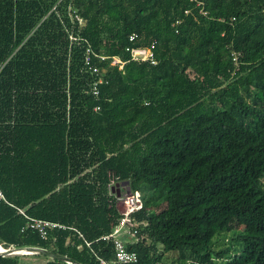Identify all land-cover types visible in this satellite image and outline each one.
Instances as JSON below:
<instances>
[{"label":"trees","instance_id":"obj_1","mask_svg":"<svg viewBox=\"0 0 264 264\" xmlns=\"http://www.w3.org/2000/svg\"><path fill=\"white\" fill-rule=\"evenodd\" d=\"M200 9L0 0V253L112 260L113 240L100 239L118 224L127 187L142 202L125 242L136 264L170 253L176 264H264V0ZM152 44L154 65L126 52ZM86 48L122 69L93 58L90 73ZM30 219L61 228L42 239Z\"/></svg>","mask_w":264,"mask_h":264},{"label":"built area","instance_id":"obj_2","mask_svg":"<svg viewBox=\"0 0 264 264\" xmlns=\"http://www.w3.org/2000/svg\"><path fill=\"white\" fill-rule=\"evenodd\" d=\"M195 3L197 7H200V13L205 15L203 8L205 6V0H190ZM70 16L74 20L78 22L79 25H82L83 21L78 14L74 11L69 12ZM188 12L186 11L185 14ZM135 38V34L131 35L129 40L133 41ZM70 41H75L76 39L73 36H69ZM154 44H152L147 49H130L127 48L126 52L129 53L132 61H149L152 65L155 64L154 53H153ZM93 58H97L100 62H108V64L112 67H118L122 69L124 63L121 62L118 58L115 57H106L103 55H96L90 48H86L84 54V65L87 70L92 74H97L99 72V68L97 66H93L92 61ZM101 84V80L97 81L93 85L92 92L94 95H98V85ZM5 198L3 196L2 191L0 190V203L4 202ZM121 205V209H120ZM116 208L121 215L118 224L114 226L113 231L108 236H103L100 240H107L111 238L113 240V259L105 260L102 258H97V264H136L138 262V256L134 252H130L126 248V241H130L135 237V226L137 225L132 219V214L140 211L142 209V202L140 199V194L138 192L130 193L125 192L121 197L118 198L116 203ZM28 228L38 232L39 236L42 239H45L48 231L56 228H61V226L57 223H51L48 221L30 219L28 222ZM79 238H82V235L79 234ZM87 247H90V244L85 242ZM5 251V250H4Z\"/></svg>","mask_w":264,"mask_h":264},{"label":"water","instance_id":"obj_3","mask_svg":"<svg viewBox=\"0 0 264 264\" xmlns=\"http://www.w3.org/2000/svg\"><path fill=\"white\" fill-rule=\"evenodd\" d=\"M125 185H128V183L126 182ZM0 255H2V256L41 255V256L49 257V258L56 259L59 261H63L67 264H76V263H73L67 257H62V256L56 255L54 253H51L49 251H45V250L37 249V248H27L24 251L5 250L2 253H0Z\"/></svg>","mask_w":264,"mask_h":264},{"label":"rangeland","instance_id":"obj_4","mask_svg":"<svg viewBox=\"0 0 264 264\" xmlns=\"http://www.w3.org/2000/svg\"><path fill=\"white\" fill-rule=\"evenodd\" d=\"M123 186H126L125 184H123ZM121 186V187H123ZM124 189V187H123ZM122 190V192H126L129 190L127 189V187H125V189ZM126 190V191H125ZM122 194V193H121ZM120 209H121V205H120ZM176 258H177V254L176 253H170V254H166L164 256V263L162 264H176L175 261H176ZM42 261H45L43 257H39V256H33V255H29V256H24L20 259V263L19 264H38V263H41Z\"/></svg>","mask_w":264,"mask_h":264},{"label":"crops","instance_id":"obj_5","mask_svg":"<svg viewBox=\"0 0 264 264\" xmlns=\"http://www.w3.org/2000/svg\"><path fill=\"white\" fill-rule=\"evenodd\" d=\"M33 256H35V255H33ZM38 264H46V261H42L41 263H38Z\"/></svg>","mask_w":264,"mask_h":264},{"label":"clouds","instance_id":"obj_6","mask_svg":"<svg viewBox=\"0 0 264 264\" xmlns=\"http://www.w3.org/2000/svg\"><path fill=\"white\" fill-rule=\"evenodd\" d=\"M4 250V249H3ZM24 256H29V255H24Z\"/></svg>","mask_w":264,"mask_h":264}]
</instances>
